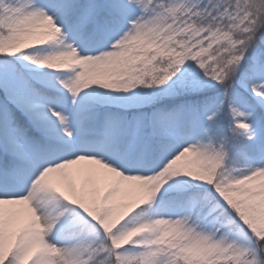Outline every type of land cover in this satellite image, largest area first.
<instances>
[{
	"label": "snow or ice",
	"instance_id": "snow-or-ice-1",
	"mask_svg": "<svg viewBox=\"0 0 264 264\" xmlns=\"http://www.w3.org/2000/svg\"><path fill=\"white\" fill-rule=\"evenodd\" d=\"M0 264H264V0H0Z\"/></svg>",
	"mask_w": 264,
	"mask_h": 264
}]
</instances>
